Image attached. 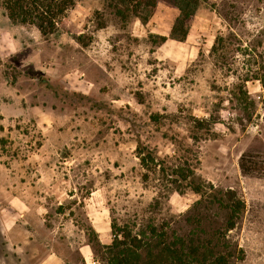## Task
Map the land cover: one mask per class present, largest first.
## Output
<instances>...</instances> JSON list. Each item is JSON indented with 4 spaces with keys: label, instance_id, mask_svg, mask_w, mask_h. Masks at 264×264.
<instances>
[{
    "label": "rangeland",
    "instance_id": "374dc122",
    "mask_svg": "<svg viewBox=\"0 0 264 264\" xmlns=\"http://www.w3.org/2000/svg\"><path fill=\"white\" fill-rule=\"evenodd\" d=\"M178 13L160 0L147 23L125 21L107 0H78L45 36L0 5V264H38L50 250L86 264L80 244L107 264L88 244L111 243L113 219L188 230L200 195L144 167L139 143L170 163L190 149L199 180L236 190L246 209L228 235L235 264H264V174L240 167L244 153L264 162V0H209L185 41L157 44ZM217 34L228 47L215 55ZM15 222L23 229L8 231Z\"/></svg>",
    "mask_w": 264,
    "mask_h": 264
},
{
    "label": "trees",
    "instance_id": "16d2710c",
    "mask_svg": "<svg viewBox=\"0 0 264 264\" xmlns=\"http://www.w3.org/2000/svg\"><path fill=\"white\" fill-rule=\"evenodd\" d=\"M78 0H0L7 17L14 23L36 26L41 34L56 33L64 24L68 12ZM114 12L123 20L131 16L147 23L160 0H107ZM179 13L170 28L169 35H158L154 41L159 44L168 39L185 41L190 33L192 21L199 7L209 0H166ZM227 38L217 34L212 45V54L220 48H227ZM264 85V77H256ZM160 115H153L157 118ZM203 125L204 120L195 119ZM4 144L5 140L1 139ZM141 164L151 170L157 167L160 175L168 183L183 189H190L200 195L186 218L188 230L174 225L172 220H151L145 224L125 222L120 225L116 219L111 222L112 241L102 244L89 237L93 248L100 246L107 264H235V249L228 238L242 217L245 200L232 188L220 189L212 183L197 178L198 157L177 156V162L161 159L153 150L141 143L137 148ZM240 167L245 174H264V162L253 159L248 153L240 158ZM158 203V199H157ZM206 211H203V210ZM212 209L225 213L220 227L210 224L207 215ZM197 211V212H196ZM93 232V231H92ZM95 234V233H93Z\"/></svg>",
    "mask_w": 264,
    "mask_h": 264
},
{
    "label": "crops",
    "instance_id": "0c3cea01",
    "mask_svg": "<svg viewBox=\"0 0 264 264\" xmlns=\"http://www.w3.org/2000/svg\"><path fill=\"white\" fill-rule=\"evenodd\" d=\"M6 82H7V80H6ZM3 86H5V89H6V92L8 91V85H4V84H2L1 85V87L0 88H3ZM2 97V95H1V93H0V98ZM1 114H3V112L2 111H0V121L2 120V117H1ZM3 116V115H2ZM0 166H1V162H0ZM2 173H3V171H2ZM3 180V179H2ZM4 182H5V188H4V191L6 192V193H8V192H10V195L9 196H6V198H8V199H10V200H14L15 198H17V196L16 195H18V193L15 191V189H14V187H13V189H11V190H9L8 189V184H7V180L5 179L4 180ZM14 186V185H13ZM27 203H29L28 201H26ZM20 216H25L26 215V213L25 212H17ZM16 222L15 223H13V224H11L9 227H8V231H15L16 230V232H18L17 230L18 229H21L22 228V226H21V228L20 227H16ZM18 228V229H17ZM23 229V228H22ZM25 229H26V231H28L29 232V240L32 242V241H34V240H36V238L34 237L35 235H34V233H33V228H31V227H25ZM35 232V231H34ZM101 242H102V244H108V243H104V240L102 239V240H100ZM85 246H87V245H85ZM85 246H82V244H80V246H79V248H80V252L82 251V254H83V256H84V260H85V262H86V264H90V262L92 263V264H96L95 262H97L98 263V261H97V259L95 258V256H94V253H93V250L92 249H90V250H88V249H86L85 248V250H84V253H83V247H85ZM88 246H91V244H88ZM90 260V261H89ZM36 263H38V264H64L63 262H61L60 261V259H59V257L57 256V253H55V251L54 250H50V251H48L44 256H42L41 258H39V259H36ZM66 264V263H65Z\"/></svg>",
    "mask_w": 264,
    "mask_h": 264
}]
</instances>
